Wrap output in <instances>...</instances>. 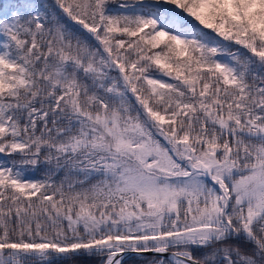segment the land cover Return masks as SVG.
<instances>
[{"label": "snow or ice", "instance_id": "snow-or-ice-1", "mask_svg": "<svg viewBox=\"0 0 264 264\" xmlns=\"http://www.w3.org/2000/svg\"><path fill=\"white\" fill-rule=\"evenodd\" d=\"M149 253L264 264V0L0 3V264Z\"/></svg>", "mask_w": 264, "mask_h": 264}, {"label": "trees", "instance_id": "trees-1", "mask_svg": "<svg viewBox=\"0 0 264 264\" xmlns=\"http://www.w3.org/2000/svg\"><path fill=\"white\" fill-rule=\"evenodd\" d=\"M6 0H0V3H4ZM51 2V0H49ZM114 6V5H113ZM165 79H168V77H164ZM37 176H39V173H37ZM152 255H145V256H132L131 260H126L125 264H150V261L152 260ZM72 264H94V261L89 259L88 257H79L75 261L72 262Z\"/></svg>", "mask_w": 264, "mask_h": 264}, {"label": "water", "instance_id": "water-1", "mask_svg": "<svg viewBox=\"0 0 264 264\" xmlns=\"http://www.w3.org/2000/svg\"><path fill=\"white\" fill-rule=\"evenodd\" d=\"M128 255H131V256H136V254H128ZM145 255H152V254H142L141 256H145ZM153 256V255H152Z\"/></svg>", "mask_w": 264, "mask_h": 264}]
</instances>
